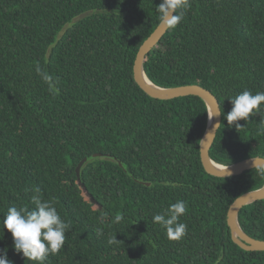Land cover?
Returning <instances> with one entry per match:
<instances>
[{
  "label": "trees",
  "instance_id": "16d2710c",
  "mask_svg": "<svg viewBox=\"0 0 264 264\" xmlns=\"http://www.w3.org/2000/svg\"><path fill=\"white\" fill-rule=\"evenodd\" d=\"M160 2L0 0V218L12 206L31 210L40 189L70 224L64 247L45 264H264V251L240 247L228 223L232 203L264 186V176L258 168L210 174L200 147L206 102L154 98L135 80L138 51L162 21ZM189 4L145 69L159 86H204L226 114L227 97L264 92V0ZM238 123L244 127L223 117L211 149L216 162L264 157V120ZM86 157L82 182L99 206L78 182ZM177 200L186 204L187 231L172 240L152 217ZM240 222L264 240V199L245 206ZM12 244L5 229L0 249L14 264H33Z\"/></svg>",
  "mask_w": 264,
  "mask_h": 264
},
{
  "label": "clouds",
  "instance_id": "9594fccd",
  "mask_svg": "<svg viewBox=\"0 0 264 264\" xmlns=\"http://www.w3.org/2000/svg\"><path fill=\"white\" fill-rule=\"evenodd\" d=\"M190 7L189 0H161L156 7L159 18L167 21L170 27L177 26L184 18L185 10ZM37 74L43 82L48 85L52 94H57L59 89L55 87L53 77L46 71L37 68ZM232 105L231 110L224 114L218 109L209 119L223 115L228 126L235 125L237 129L243 128L238 121H249V117L259 114L264 120L261 106L264 105V92H256L245 89L237 95L226 98ZM221 124H216L217 129ZM221 164V163H220ZM228 168V166H227ZM227 168L224 170L226 171ZM258 174L264 176V167L257 169ZM230 174V173H229ZM35 193L31 197L34 207L29 210L27 207H9L6 214L0 218V239H3L4 230L11 234L15 253L21 254L27 261L33 264H45L49 255H56L65 245L66 232L70 229V224L61 218L57 209L49 201H44L38 195L40 189L33 190ZM186 212V204L182 200L170 204L163 212L152 217L154 224L162 227L169 239L178 240L187 231V225L180 222V217ZM123 219L121 215L114 217L115 222ZM116 238L109 239L108 243L113 244ZM8 249H0V264H14L8 258Z\"/></svg>",
  "mask_w": 264,
  "mask_h": 264
},
{
  "label": "water",
  "instance_id": "95a60500",
  "mask_svg": "<svg viewBox=\"0 0 264 264\" xmlns=\"http://www.w3.org/2000/svg\"><path fill=\"white\" fill-rule=\"evenodd\" d=\"M170 29L167 21H161L154 32L145 40L140 47L134 65V77L140 87L150 96L158 99H174L183 96L195 95L201 97L208 106L209 115L222 110L221 104L216 95L209 89L199 84H186L173 87H163L155 84L146 74L145 60L147 55L158 45L164 35ZM223 115L209 119L208 127L201 140V158L205 169L212 175L219 177H231L241 175L244 172L264 167V157H251L242 161L224 165L216 162L211 156V149L216 141L219 127L216 129V124H221ZM84 158L77 166L78 182L86 192L88 198L99 206L98 201L88 192L85 184L82 182L81 170L87 161ZM228 166V168H227ZM227 168L226 171H224ZM230 173V174H229ZM264 199V186L248 191L239 196L231 205L228 213V223L232 231L233 240L243 249L247 251H264V240L257 239L248 234L241 225L240 213L241 210L258 200Z\"/></svg>",
  "mask_w": 264,
  "mask_h": 264
},
{
  "label": "rangeland",
  "instance_id": "374dc122",
  "mask_svg": "<svg viewBox=\"0 0 264 264\" xmlns=\"http://www.w3.org/2000/svg\"><path fill=\"white\" fill-rule=\"evenodd\" d=\"M159 43H160V42H159ZM159 43H158V44H159ZM145 71H146V70H145ZM146 74L148 75L147 71H146ZM148 77H149V76H148ZM149 78H150V77H149ZM174 99H175V98H174Z\"/></svg>",
  "mask_w": 264,
  "mask_h": 264
}]
</instances>
